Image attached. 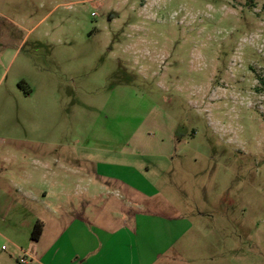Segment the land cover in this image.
Instances as JSON below:
<instances>
[{"label":"rangeland","instance_id":"rangeland-1","mask_svg":"<svg viewBox=\"0 0 264 264\" xmlns=\"http://www.w3.org/2000/svg\"><path fill=\"white\" fill-rule=\"evenodd\" d=\"M0 45V264L134 216L135 264H264V0H0Z\"/></svg>","mask_w":264,"mask_h":264},{"label":"crops","instance_id":"crops-1","mask_svg":"<svg viewBox=\"0 0 264 264\" xmlns=\"http://www.w3.org/2000/svg\"><path fill=\"white\" fill-rule=\"evenodd\" d=\"M11 53L14 56L17 53V49H16V51H14L12 49H9L8 47L5 48V47L0 45V71L2 69L1 63L3 61H5ZM43 145H56V143L50 142V141H44ZM39 160L40 159H37V161L34 160V162L38 163ZM34 177L35 176H33V174L25 175L24 179L27 180V181H30ZM64 178H67V177L64 176ZM119 180H120L119 177H116L114 179V182H116V185L119 183ZM37 183H39V182H37ZM29 188H31V187H29ZM26 192L27 193H33V190L30 189V191L27 190ZM32 198H37V197L33 196ZM128 204L131 205V201H129ZM75 224L79 225L77 229L84 230V226H86L87 223L84 224V222H82V223L81 222L80 223L75 222ZM89 225L91 227H94V228L100 230L99 235H97V237L99 238V245H98L99 248L96 249L98 247V246H96L92 250H89L88 248L84 249V247H86L85 244H84V239L82 237L81 238H77V239L74 238L75 245L78 248L77 249L78 251H76L77 254H81L82 257L83 256L84 257H88L91 254H95L94 251L97 250V255L96 256H101V261L99 263H97V264H106V263L111 264V260L113 258H114L113 263L115 264V260H116L117 256H119V258L121 259V264L123 263V261H125L124 264H135L134 255L135 254L137 255V249H136V246H135V244H137L136 235H137L138 230H139V228H138V216H134V222L132 224V231L133 232H131L130 229H129L128 231L124 230L123 232L112 231V232L108 233V232L102 231V228L96 226L94 223H89ZM102 233L104 234V236H103ZM43 234H44V231L42 232V235H41L40 239L38 241H34L36 243V245L40 244L41 239L43 237ZM122 235H126L127 236V238H126V240H127V250L125 252L122 251V249L115 250V248H114L115 247L114 246L115 245V241L117 239H119L120 236H122ZM79 241H82V242H79ZM112 242H114V243L112 244ZM119 242H120V240H119ZM131 242H132V244H131ZM34 252H35L34 256H31V255L29 256V258H31V260H32L31 263L37 261L36 262L37 264H45V263L42 262V260L43 261L47 260L49 262V260L46 258V257L49 256V254L48 255H44V254L43 255H39L40 253H38V249L37 248H36V250H34ZM47 253H51V250H49ZM140 254H141V252H140ZM51 257L53 258V257H55V255H51ZM50 262L52 263L54 261H50ZM81 263L82 264H91V259H82Z\"/></svg>","mask_w":264,"mask_h":264},{"label":"flooded vegetation","instance_id":"flooded-vegetation-1","mask_svg":"<svg viewBox=\"0 0 264 264\" xmlns=\"http://www.w3.org/2000/svg\"><path fill=\"white\" fill-rule=\"evenodd\" d=\"M177 127H178V125L176 126V129L173 132V134L169 137V148H171V150L168 148L170 150V152H169V159L170 160H173V159H175V157H177L176 144L181 143L183 140V138H181L179 135L176 134Z\"/></svg>","mask_w":264,"mask_h":264},{"label":"trees","instance_id":"trees-1","mask_svg":"<svg viewBox=\"0 0 264 264\" xmlns=\"http://www.w3.org/2000/svg\"><path fill=\"white\" fill-rule=\"evenodd\" d=\"M42 232H43V224L41 222H37L32 233L33 241H38L42 235Z\"/></svg>","mask_w":264,"mask_h":264},{"label":"built area","instance_id":"built-area-1","mask_svg":"<svg viewBox=\"0 0 264 264\" xmlns=\"http://www.w3.org/2000/svg\"><path fill=\"white\" fill-rule=\"evenodd\" d=\"M31 261V258H29L27 254H25V257L19 260V264H31Z\"/></svg>","mask_w":264,"mask_h":264}]
</instances>
